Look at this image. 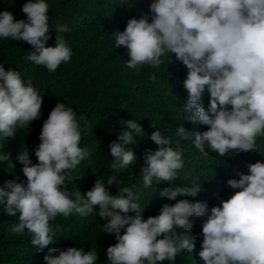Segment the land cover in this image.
I'll use <instances>...</instances> for the list:
<instances>
[{
    "label": "clouds",
    "instance_id": "1",
    "mask_svg": "<svg viewBox=\"0 0 264 264\" xmlns=\"http://www.w3.org/2000/svg\"><path fill=\"white\" fill-rule=\"evenodd\" d=\"M133 5L141 9L110 33L123 52L118 65L143 81L178 82L188 122L179 121L171 137L155 127L148 138L157 147L142 153L131 147L146 135L140 123L119 118L123 127L108 143L111 175L93 183L77 176L94 153L79 144L84 118L57 101L31 149L35 162L25 144L18 148L26 179L0 184V210L17 218L11 232L27 230L37 251L56 243L44 264H264V0ZM48 9L47 0H25L22 19L0 10V39L26 42L27 60L52 73L72 52L63 23L52 27L54 43L46 45ZM4 63L0 139H9L40 118L46 94L25 69ZM3 161L13 168L8 152H0ZM68 172L76 175L70 192ZM149 189L157 202L146 203ZM94 212L102 223L98 238L77 246V225ZM58 215H73V224L62 225Z\"/></svg>",
    "mask_w": 264,
    "mask_h": 264
},
{
    "label": "trees",
    "instance_id": "2",
    "mask_svg": "<svg viewBox=\"0 0 264 264\" xmlns=\"http://www.w3.org/2000/svg\"><path fill=\"white\" fill-rule=\"evenodd\" d=\"M123 1L47 0L50 38L46 45L54 43L56 33L52 27L63 23L67 25L68 31L62 35L69 42L72 52L69 62L61 63L52 73L27 60L30 45L26 42L13 41L11 38L0 39V62H5L4 66L8 64L25 69L31 82L41 89L38 93L46 94L42 100L45 105L41 106L40 118L19 129L16 138L0 139V152H8L13 164L11 169L10 161L0 162V184L6 179L15 178L17 182L26 179L21 172V165L15 160L18 148L25 144L30 150V159L35 162L31 149L38 143L43 119L57 101L71 106L78 118H84L80 121L79 144L88 148L90 156L94 153L91 159L86 160L85 167L77 176L90 177L93 183L95 179L101 180L103 176L111 175L105 168L108 143L115 140L116 133L123 127L118 123L119 118H132L140 123L146 135L131 147L134 152L142 153L145 149L154 150L157 147L148 138L155 127L162 134L171 137L179 121H186L179 108L182 88L178 82L165 78L143 81L138 77L141 74L120 69L117 60L121 59L123 52L120 47H113L110 33L123 30L126 20L139 8V5H133L135 0H128L130 2L125 5L120 3ZM24 2L25 0H0V10L7 9L13 13L14 19H22L25 14L20 9ZM85 123L91 125V132ZM97 130L98 136H94ZM75 180L76 175L72 176L68 172L65 186L69 192L72 191ZM122 182L124 184L123 180ZM109 191L115 194L117 188L110 187ZM152 191L153 189L146 191V203L157 202ZM72 216L65 218L58 215L55 220H61V224L67 227L74 222ZM16 220V216L7 215L0 210V264H44L43 257L48 250L59 246L50 241L42 250L37 251L36 246L31 244V234L27 230L21 234L11 232L10 226ZM55 220L50 221V226L53 238L57 239V229L52 225ZM101 225L96 212L84 219L77 225L78 232L73 235L75 244L81 246L94 242ZM164 264L168 262L165 261ZM173 264L181 262L175 259Z\"/></svg>",
    "mask_w": 264,
    "mask_h": 264
}]
</instances>
